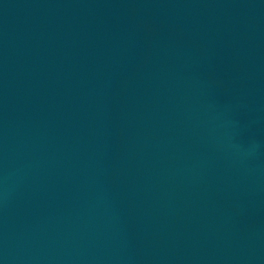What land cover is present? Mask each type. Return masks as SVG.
I'll return each mask as SVG.
<instances>
[{
  "label": "water",
  "instance_id": "95a60500",
  "mask_svg": "<svg viewBox=\"0 0 264 264\" xmlns=\"http://www.w3.org/2000/svg\"><path fill=\"white\" fill-rule=\"evenodd\" d=\"M0 264H264V0H0Z\"/></svg>",
  "mask_w": 264,
  "mask_h": 264
}]
</instances>
